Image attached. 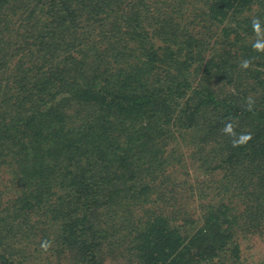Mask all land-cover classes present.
Segmentation results:
<instances>
[{
  "label": "trees",
  "instance_id": "obj_1",
  "mask_svg": "<svg viewBox=\"0 0 264 264\" xmlns=\"http://www.w3.org/2000/svg\"><path fill=\"white\" fill-rule=\"evenodd\" d=\"M254 20L264 0H0V264H264L240 243L264 240Z\"/></svg>",
  "mask_w": 264,
  "mask_h": 264
},
{
  "label": "clouds",
  "instance_id": "obj_2",
  "mask_svg": "<svg viewBox=\"0 0 264 264\" xmlns=\"http://www.w3.org/2000/svg\"><path fill=\"white\" fill-rule=\"evenodd\" d=\"M253 30L256 32L258 37H261L260 40H258L255 44H253L254 50L258 52H264V32H262L259 20L253 21ZM250 66V61L244 60L241 63V67L247 69ZM249 106H251V101H249ZM225 134L233 137V147H241L246 145L249 141L252 139L251 133H243L237 135V133L234 131V125L233 123H228L225 128L223 129ZM49 243L47 241H44L41 244V248L44 250H47L49 247Z\"/></svg>",
  "mask_w": 264,
  "mask_h": 264
},
{
  "label": "rangeland",
  "instance_id": "obj_3",
  "mask_svg": "<svg viewBox=\"0 0 264 264\" xmlns=\"http://www.w3.org/2000/svg\"><path fill=\"white\" fill-rule=\"evenodd\" d=\"M184 173V172H182ZM181 173V174H182ZM181 174H179L180 176H182ZM8 177V174L5 172L4 175H1V180H2V184L0 185V187L4 190H9L10 186H8V183L6 182ZM213 177V176H211ZM0 180V181H1ZM241 243V249H242V254L243 257H246V261H249V257H251V259H253V262L257 261V258H261L262 260H264V240H261L259 238H255V239H250V240H245L242 239L240 241ZM19 244V243H18ZM31 251V249H30ZM44 258V256H41ZM31 264H39L38 261H32ZM255 264V263H253ZM259 264V263H257Z\"/></svg>",
  "mask_w": 264,
  "mask_h": 264
}]
</instances>
